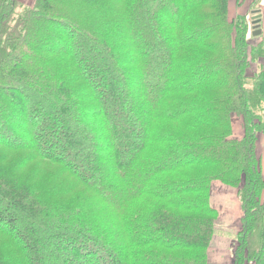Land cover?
Here are the masks:
<instances>
[{
    "label": "trees",
    "instance_id": "obj_1",
    "mask_svg": "<svg viewBox=\"0 0 264 264\" xmlns=\"http://www.w3.org/2000/svg\"><path fill=\"white\" fill-rule=\"evenodd\" d=\"M253 25L230 0H0V264H211L213 182L233 264H264Z\"/></svg>",
    "mask_w": 264,
    "mask_h": 264
},
{
    "label": "rangeland",
    "instance_id": "obj_2",
    "mask_svg": "<svg viewBox=\"0 0 264 264\" xmlns=\"http://www.w3.org/2000/svg\"><path fill=\"white\" fill-rule=\"evenodd\" d=\"M25 6L32 7L35 0H20ZM257 2V3H255ZM261 13V23L251 27V34L261 31L256 42L264 40V0H230V19L234 20L238 15L247 16L249 22L254 23V17ZM235 136L242 135V122L239 117H233ZM41 182H44L43 180ZM212 205L219 212V220L216 223V234L212 240L209 251L211 264H233V255L236 244V236L242 229L241 219L243 212L238 198L237 190L223 185L221 182H213L211 187ZM19 219L27 223H33L24 214L18 215ZM21 220V221H22Z\"/></svg>",
    "mask_w": 264,
    "mask_h": 264
},
{
    "label": "water",
    "instance_id": "obj_3",
    "mask_svg": "<svg viewBox=\"0 0 264 264\" xmlns=\"http://www.w3.org/2000/svg\"><path fill=\"white\" fill-rule=\"evenodd\" d=\"M260 17H261L260 14H258L257 16L254 17V25L256 26L255 28L258 27V22L260 21ZM260 34H261V31H255L254 32V36H258Z\"/></svg>",
    "mask_w": 264,
    "mask_h": 264
}]
</instances>
